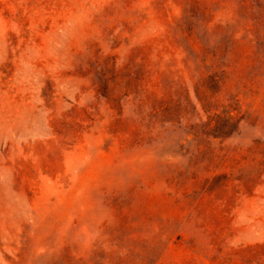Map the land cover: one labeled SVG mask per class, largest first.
I'll return each instance as SVG.
<instances>
[{
  "label": "rangeland",
  "instance_id": "1",
  "mask_svg": "<svg viewBox=\"0 0 264 264\" xmlns=\"http://www.w3.org/2000/svg\"><path fill=\"white\" fill-rule=\"evenodd\" d=\"M0 264H264V0H0Z\"/></svg>",
  "mask_w": 264,
  "mask_h": 264
}]
</instances>
